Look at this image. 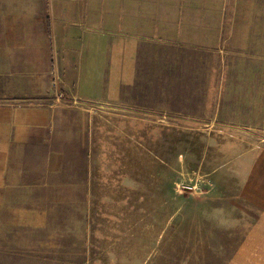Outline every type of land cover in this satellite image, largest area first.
Instances as JSON below:
<instances>
[{"label": "rangeland", "instance_id": "obj_1", "mask_svg": "<svg viewBox=\"0 0 264 264\" xmlns=\"http://www.w3.org/2000/svg\"><path fill=\"white\" fill-rule=\"evenodd\" d=\"M210 1L209 36L197 15L192 38L152 41L118 102L59 101L64 173L3 230L0 264L231 257L239 238L210 213L253 221L264 203V20L250 0Z\"/></svg>", "mask_w": 264, "mask_h": 264}, {"label": "crops", "instance_id": "obj_2", "mask_svg": "<svg viewBox=\"0 0 264 264\" xmlns=\"http://www.w3.org/2000/svg\"><path fill=\"white\" fill-rule=\"evenodd\" d=\"M210 5V0H0V240L20 210L30 212L25 200L50 190L51 179L59 180L66 167L53 132L68 105L56 101L54 76L68 102L116 103L136 84L141 55L152 41L192 38L200 16L198 30L205 34L198 37L209 36ZM250 6L253 20H264V0H250ZM212 210L210 215L217 211L231 222L239 238L225 264H264V203L253 221L245 212L227 220L224 203Z\"/></svg>", "mask_w": 264, "mask_h": 264}, {"label": "built area", "instance_id": "obj_3", "mask_svg": "<svg viewBox=\"0 0 264 264\" xmlns=\"http://www.w3.org/2000/svg\"><path fill=\"white\" fill-rule=\"evenodd\" d=\"M55 84V88H56V97H57V101L59 102L60 100H62V98L64 97L63 93L59 91L58 87H59V82L57 81V79L54 82ZM59 91V92H58Z\"/></svg>", "mask_w": 264, "mask_h": 264}]
</instances>
